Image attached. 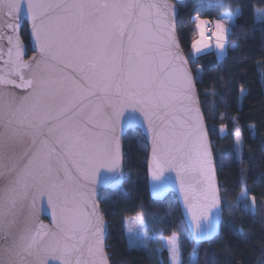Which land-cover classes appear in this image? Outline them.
I'll return each mask as SVG.
<instances>
[{
	"label": "snow or ice",
	"instance_id": "snow-or-ice-1",
	"mask_svg": "<svg viewBox=\"0 0 264 264\" xmlns=\"http://www.w3.org/2000/svg\"><path fill=\"white\" fill-rule=\"evenodd\" d=\"M175 11L168 0H0V42L8 45L0 69V264H109L106 223L91 185L118 189L123 183L122 172L109 183L121 168L117 130L137 112L151 138L154 193L167 191L171 178L165 173L175 172L172 186L186 209L181 227L191 225L187 238L198 246L218 230L227 202L218 194L194 78L174 30ZM242 14L237 8L215 20L192 17V54L214 47L223 58ZM21 16L31 22L30 61L23 59ZM9 85L27 94L10 92ZM211 110L215 118L214 105ZM234 135L242 162L241 133ZM43 197L52 227L36 217ZM242 197L236 206L250 207L246 191ZM127 232L130 248L159 240L160 264L164 251L169 264H183L177 232L149 236L143 215L129 221ZM196 257L194 248L189 264Z\"/></svg>",
	"mask_w": 264,
	"mask_h": 264
},
{
	"label": "trees",
	"instance_id": "trees-1",
	"mask_svg": "<svg viewBox=\"0 0 264 264\" xmlns=\"http://www.w3.org/2000/svg\"><path fill=\"white\" fill-rule=\"evenodd\" d=\"M175 5L176 35L193 74L212 147L220 198L227 206L222 205L218 234L208 243L193 244L186 229L181 227L174 195L169 194L159 202L149 198L147 146L138 130L128 131L122 137L125 180L118 189L101 190L98 196L107 224L105 252L109 264H160L153 241L146 249L126 248L123 223L136 215H143L152 230L162 237L174 231L184 236L183 264H187L194 248H197L196 264H264V23H253V11L264 9V0H183ZM237 8L243 14L236 19V27L227 38L224 57L218 59L210 51L188 58L194 32L192 17L200 15L215 20L225 12L234 13ZM20 37L29 54L24 24ZM221 125L225 126L223 135L219 134ZM237 130L243 141L242 162L234 149ZM245 191V203L251 206H236L238 196ZM239 229H243L242 234ZM162 258L163 264H167L165 252Z\"/></svg>",
	"mask_w": 264,
	"mask_h": 264
},
{
	"label": "water",
	"instance_id": "water-1",
	"mask_svg": "<svg viewBox=\"0 0 264 264\" xmlns=\"http://www.w3.org/2000/svg\"><path fill=\"white\" fill-rule=\"evenodd\" d=\"M181 1H183V0H168V2L170 4H172L174 6V8L176 9L175 15H174V30H175V18H176V15H177V8H176L175 3H178V2H181ZM22 24H24L25 25V28H26L27 43H28V47H29V50H30V54H28L26 52V54L23 56V59L25 61H30L31 58L34 56V40H33L32 34H31V22L29 20H27L26 18H24L23 16H21V18L19 20V24H18L19 37H20V30H21ZM175 33H176V31H175ZM20 40H21L24 48L26 49V45L22 41L21 37H20ZM0 47H2L3 53H4L3 58H0V69H2V68H4V60L7 59V48H8L7 41L4 40V41L0 42ZM182 54H183V52H182ZM184 57H185V55H184ZM185 59H186V57H185ZM187 68L191 72V69H190L188 63H187ZM28 75H30V73L27 70H25V76L27 77ZM16 79H17V82L19 83V78L17 77ZM194 84H195V82H194ZM8 89H9L10 92L18 93L20 96L26 95L27 94V91H28L27 89H23V88H15V86H13V85H9L8 86ZM18 100H19V96H17V101ZM129 112H131L130 109L129 110H126V115ZM134 115H135V117H137V119L132 120V121H123V119H122L121 127L118 128V130H117V135L119 137V142H120L121 168H120V170H118L117 174H115L114 176L111 177L109 183L110 184H116L117 183L118 178H119V172H122L123 173L124 180H125V174H124V169H123L122 137L128 131L138 130L139 133H140V135L143 137V139H144V141L146 143V146H147V157H146V184H147L148 196H149V198L151 200L158 201L159 202V201H162L169 194L174 195V197L176 199V202H177V205H178V209H179L181 218H182V222H184L185 221L186 209L183 207V200H182V197L179 194V188H178V186H174V187L172 186L174 184V181H175V172H166L165 173L166 176H168V177L171 178V180L169 181V188H168L167 191L160 192V193H154V191H153V181H152V178H151V173H150L149 163H148L149 157L151 155V138H150V136L148 134V131H147V124L143 122V117L140 116V114L138 112L135 113ZM205 128H206V125H205ZM26 143H27V141H26ZM26 143H25V145H19V146H17L16 151L18 153L21 152V151H23V148L26 146ZM215 175H216V173H215ZM124 180H123V182H124ZM3 182H4L3 180H0V184H2ZM216 182H217V187H218V190H219L217 178H216ZM122 184H120L119 187H121ZM91 187L97 193V202H98L99 192L101 190L112 191V190L117 189V188H113L111 186L103 185V184L91 185ZM218 194H219V191H218ZM219 196H220V194H219ZM42 200H43L42 203L39 200L37 201V206H36V217H37V220L39 222L43 223L46 226L52 227L51 208L48 207L47 197H43ZM99 210H100V208H99ZM221 213H222V211H221ZM105 223H106V221H105ZM220 225H221V223L218 226V230L212 235V237L210 239L202 240L199 244L208 243L209 241H211L218 234L219 229H220ZM190 228H191V225L190 224H188L187 225V228H185L186 229V232L188 234V237L191 235ZM106 236H107V224H106ZM106 236H105V240H106ZM190 241L193 244L196 245V243L194 241H192V240H190Z\"/></svg>",
	"mask_w": 264,
	"mask_h": 264
},
{
	"label": "rangeland",
	"instance_id": "rangeland-1",
	"mask_svg": "<svg viewBox=\"0 0 264 264\" xmlns=\"http://www.w3.org/2000/svg\"><path fill=\"white\" fill-rule=\"evenodd\" d=\"M253 23L254 25H259L261 23H264V9H255L253 11ZM194 29H195V26H194ZM211 51H214L216 53V57H218L219 53L217 50H215V48L213 47V49ZM225 54V53H224ZM196 55L192 54V49H191V45H190V51L188 52L187 54V57L188 58H193L195 57ZM234 149H235V152H236V145H235V138H234ZM237 155V153H236ZM239 198H243L242 195H239L238 196ZM237 201H238V198H237ZM250 206H251V203H250ZM138 216V215H136ZM134 216V217H136ZM133 217H130V218H126L124 220V223H123V230H124V237H125V244H126V248L127 249H131V248H136V247H129V243H130V240H131V236L130 234H128L127 232V228H128V223L129 221L132 219ZM144 222L146 224V227L148 229V235L149 236H152L153 235V232L154 230H152L151 226L148 224V221L145 219L144 217ZM134 231H135V228H134ZM178 235L180 237V240L182 242V239H183V235H181L179 232H178ZM165 238V237H164ZM167 238V237H166ZM155 244H156V250L160 247V241L159 240H152ZM150 241V242H152ZM166 253V256H167V264H169V253L167 251H164ZM192 257V255L190 254L188 256V259H187V264H189V260L190 258Z\"/></svg>",
	"mask_w": 264,
	"mask_h": 264
},
{
	"label": "crops",
	"instance_id": "crops-1",
	"mask_svg": "<svg viewBox=\"0 0 264 264\" xmlns=\"http://www.w3.org/2000/svg\"><path fill=\"white\" fill-rule=\"evenodd\" d=\"M213 52H214V51H213ZM214 53H215V52H214ZM215 55H216V53H215ZM219 134H220V135H223V134H224V132H221V131H220V128H219Z\"/></svg>",
	"mask_w": 264,
	"mask_h": 264
},
{
	"label": "flooded vegetation",
	"instance_id": "flooded-vegetation-1",
	"mask_svg": "<svg viewBox=\"0 0 264 264\" xmlns=\"http://www.w3.org/2000/svg\"><path fill=\"white\" fill-rule=\"evenodd\" d=\"M30 54V53H29Z\"/></svg>",
	"mask_w": 264,
	"mask_h": 264
}]
</instances>
